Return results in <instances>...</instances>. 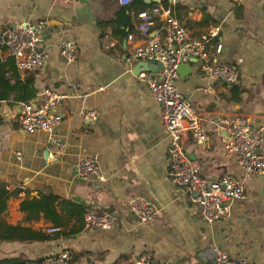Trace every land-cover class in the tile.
<instances>
[{
    "label": "crops",
    "instance_id": "1",
    "mask_svg": "<svg viewBox=\"0 0 264 264\" xmlns=\"http://www.w3.org/2000/svg\"><path fill=\"white\" fill-rule=\"evenodd\" d=\"M155 7L160 11L153 14L148 35L164 38L165 19H179L193 35L207 36L211 61L228 63L238 73L239 99L231 97L226 83L201 72V58L191 57L187 74L175 79L208 135L197 146L186 132L183 149L197 160L203 177L233 175L244 188V197L230 202L229 214L210 223L201 218L194 194L168 175L169 135L159 105L139 77L145 71L136 69L140 60L129 57L127 34L139 23L140 11L152 13ZM37 21L44 22L47 75L41 67L17 70L0 45V75L5 67L13 85H0V97L7 93L0 98V184L14 191L0 217L39 237L0 240V264H42L65 249L73 253L72 264H128L143 253L154 264H216L215 249L248 264H264V174L245 175L214 130V118L221 114L244 115L264 129V0H136L128 5L116 0H0V28ZM66 40L76 47L72 61L56 47ZM15 70L18 78L12 76ZM21 87L34 92L27 102L19 97L26 94ZM46 87L64 95L54 109L62 121L51 132L29 134L16 123L23 107L13 117L10 112L32 99L39 104ZM82 108L95 110L96 119L83 118ZM85 155L95 156L101 178L75 174V163ZM49 194L56 197L62 220L56 232L48 231L58 226L43 212L21 208L24 200ZM135 196L155 207L150 223L129 212L128 200ZM67 202L111 211L116 220L107 230L87 228Z\"/></svg>",
    "mask_w": 264,
    "mask_h": 264
},
{
    "label": "built area",
    "instance_id": "2",
    "mask_svg": "<svg viewBox=\"0 0 264 264\" xmlns=\"http://www.w3.org/2000/svg\"><path fill=\"white\" fill-rule=\"evenodd\" d=\"M121 5H128L133 0H116ZM240 2L241 0H235ZM159 7L152 13L142 10L138 13L140 19L135 30L127 34L132 42L129 57L139 60H157L162 68L157 72L145 70L139 74L146 81L148 90L160 108L163 127L169 135L168 144V175L172 181L194 194V200L199 205L201 218L205 222H213L229 214V205L233 200L244 197L241 181L233 175L225 174L216 179H207L200 173V165L182 147L181 141L186 132L197 146L208 140L203 120L195 106L176 88L178 77L177 67L187 62L191 57L201 58L200 70L209 79L236 83L238 73L234 66L228 63L211 61L205 50L208 41L206 35H193L187 26L179 19L168 16L165 19L164 38L150 36L153 27V14H158ZM44 22L16 24L0 28V45L13 57L17 70L35 71L46 61V48L41 44V33ZM138 35V36H137ZM139 38L137 40V37ZM61 55L72 61L77 57L76 47L71 41H62L56 45ZM221 45H217L220 51ZM43 100L32 106L23 105L16 123L27 133L39 131L51 132L62 121V116L54 111L56 103L64 97L48 87L42 89ZM80 115L87 120L97 117L95 110L82 108ZM225 129L228 139L221 137L227 155L233 156L245 175L264 174V129L253 126L249 119L240 114H221L214 118V130L220 134ZM221 136V134H220ZM59 147L61 143L55 142ZM75 174L88 179L91 176L100 177V169L94 155L81 157L74 165ZM129 212L141 223H150L156 214V209L149 201L139 196L132 197L127 203ZM116 220L111 211H98L89 208L83 215V223L87 228L110 229ZM59 227H51L49 232H56ZM73 253L65 249L59 253L45 257L42 264H72ZM216 264H248L243 257H231L226 251L214 250ZM128 264H154L149 253H143ZM162 264H169L164 261Z\"/></svg>",
    "mask_w": 264,
    "mask_h": 264
},
{
    "label": "trees",
    "instance_id": "3",
    "mask_svg": "<svg viewBox=\"0 0 264 264\" xmlns=\"http://www.w3.org/2000/svg\"><path fill=\"white\" fill-rule=\"evenodd\" d=\"M134 1L136 0H133L131 3H134ZM164 4L166 7L168 6L167 1H165ZM141 7L144 8L145 6L142 5ZM6 71L7 70L5 67L1 69L0 85H2L5 88L7 87L6 89H9V88H12L13 86L10 84V78H9V76L12 73L9 74V73H6ZM16 73L17 72L15 70L12 75L14 76L13 78H18V75ZM227 86L229 87V91L231 92V97L233 99H239L241 90L239 86L237 85V82L227 84ZM19 89L26 91L25 95L19 96L21 100L23 101L27 102V100L34 95L33 90L32 92H29V90L26 87L24 88L21 87ZM1 95L4 97H0V98L7 97L6 92L2 93ZM12 194H14V191L10 192L8 191V189H6L3 183L0 184V214L5 210L6 201ZM56 200L57 199L54 195H51V194L41 195L39 198H33L31 200H24L21 203V208L29 210L30 213L43 212L46 218L50 219L52 222L55 223L56 226L60 227L59 224H61L62 220L55 208ZM66 204L75 208L76 213L79 216L82 215V222H83V215L87 209L85 210V208H83L81 205H77V204L70 203V202H67ZM34 237H39V234L36 233L35 231H32L30 228H27V227L8 224L0 217V240H28ZM5 264H23V263L15 260V261L6 262Z\"/></svg>",
    "mask_w": 264,
    "mask_h": 264
},
{
    "label": "water",
    "instance_id": "4",
    "mask_svg": "<svg viewBox=\"0 0 264 264\" xmlns=\"http://www.w3.org/2000/svg\"><path fill=\"white\" fill-rule=\"evenodd\" d=\"M189 61H192V59L188 60L187 62L184 63H180L177 67V71L179 74H187V72L189 71ZM48 63L45 61L42 66H41V73L42 75H47V70H48ZM144 69V70H149L151 72H157L159 71V69L162 68V63L157 61V60H140L136 66V69ZM35 101L32 99L31 100V105L35 106ZM23 107L22 103L18 104V107L16 108V110L14 112H10L11 117L15 116L16 113H18L21 108ZM5 113H9L8 109H4ZM220 134L225 138L228 139V135L226 133L225 129H221L220 130Z\"/></svg>",
    "mask_w": 264,
    "mask_h": 264
}]
</instances>
